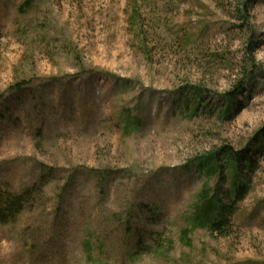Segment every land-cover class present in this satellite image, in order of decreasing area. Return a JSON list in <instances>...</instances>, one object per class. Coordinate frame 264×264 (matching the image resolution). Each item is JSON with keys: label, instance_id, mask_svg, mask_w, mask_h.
Segmentation results:
<instances>
[{"label": "rangeland", "instance_id": "rangeland-1", "mask_svg": "<svg viewBox=\"0 0 264 264\" xmlns=\"http://www.w3.org/2000/svg\"><path fill=\"white\" fill-rule=\"evenodd\" d=\"M263 128L264 0H0V264H264Z\"/></svg>", "mask_w": 264, "mask_h": 264}, {"label": "trees", "instance_id": "trees-1", "mask_svg": "<svg viewBox=\"0 0 264 264\" xmlns=\"http://www.w3.org/2000/svg\"><path fill=\"white\" fill-rule=\"evenodd\" d=\"M244 82H240V85L237 86L236 93H228L226 96L228 97V102L226 104V109L222 112L223 116H228L231 112L233 101L238 94L244 88ZM194 97L196 100L201 101V93L200 91H194ZM202 104V103H201ZM264 136V128L259 133V137ZM227 156H232V149L228 148L225 150ZM237 155V153H236ZM233 158V157H232ZM236 158V157H234ZM250 164V163H249ZM244 168H247L244 166ZM253 169V165L250 164V170ZM217 174V173H216ZM215 175V174H214ZM250 182V181H249ZM248 185L244 184L239 186L238 195L235 201H232L229 205H224L219 213L218 220L210 225L209 232L212 236L216 237H228L229 232L231 230L230 218L233 216L235 210L239 203L243 202L248 195ZM29 190L23 193H13L9 190L0 191V223L3 225L8 224L9 222H13L25 209V205L29 198Z\"/></svg>", "mask_w": 264, "mask_h": 264}]
</instances>
